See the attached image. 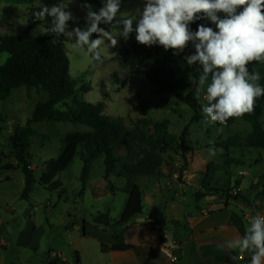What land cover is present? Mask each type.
<instances>
[{
  "label": "rangeland",
  "instance_id": "obj_1",
  "mask_svg": "<svg viewBox=\"0 0 264 264\" xmlns=\"http://www.w3.org/2000/svg\"><path fill=\"white\" fill-rule=\"evenodd\" d=\"M85 2L91 4L92 10L97 12L104 4V0H0V37L19 35L26 31L39 35L53 34L48 32L52 17L47 16L40 21L33 14L44 6L50 8L59 4L73 13L74 19L68 21L69 30L75 27L85 29L87 10L81 7ZM145 2L146 0H121L120 12L125 15L135 14L138 8L143 9ZM219 15L223 18L225 14ZM133 26L136 27L135 20ZM100 27L112 30L111 25L101 23ZM119 28L122 30L123 25ZM213 29L218 30L215 25ZM97 36L94 33L92 38ZM61 38L70 61V73L75 80L74 95L65 100L66 103L70 104L74 100L104 103L105 113L112 118L121 119L122 125L130 133L134 130L135 123L143 125L146 120L166 123L171 147L159 153L160 168L166 177L154 179L153 187L145 190V212L152 215L164 214L166 205L174 208L181 205L187 208L197 206L199 202L195 196L200 187L191 184L192 179L201 184L206 176V186L225 188L231 184L239 192L236 183H242V188L249 187L255 177L259 178L264 173V164L261 162L264 150L242 146L245 136L251 130L247 122L237 120L230 127H221L206 119L203 111L201 120L193 121L194 112L186 104L178 101L172 94H158L145 75L132 68L129 59L132 56L131 45L136 39L135 31L129 34L128 39L118 36L114 47L110 45V41L105 40V44L101 46L102 63L94 61L86 49L77 47L75 37L65 38L61 35ZM7 57V53L0 55V65ZM254 71L260 73L258 83L264 87V61L256 62ZM29 93L27 87L23 86L11 91L6 100H0V152L11 154L9 138L16 131L28 138L31 169L36 178L29 198L23 199V171L0 169V212L7 217L8 224V227L4 224L0 228V236L7 235L8 230V239L17 242L33 232V249L38 250L39 255L51 246L53 251L67 257L71 264H77V260L79 264H112L110 255L101 250V243L106 241L104 229L95 221L99 214H108L111 223L120 219L128 198L125 191L127 181L113 175L110 180L105 179L103 155L91 162L87 175L82 178L84 162L76 156L55 180L61 187L55 191L44 188L39 179L47 171L46 161L56 159L60 154L61 139L66 134L90 131V128L66 120L30 123L32 111L40 97L34 91L31 96H28ZM199 101L203 109L207 103L203 99V93ZM63 104L64 102L58 104L56 108L66 111ZM262 120L264 123V115ZM185 129L189 135L183 146L191 149L188 152L183 150L180 140ZM210 149H214L215 154ZM115 152L122 157L123 162H135L141 157L140 147L131 143L116 146ZM185 152L188 163L178 181L188 182L187 185L171 179L175 175L179 178ZM241 205L240 209L232 206L231 210L240 215L243 212L251 214L250 205ZM134 223L135 220L119 230L131 228ZM70 241L73 243L69 244ZM12 246H5L0 252H7L8 258H14L20 249L17 245ZM32 253L29 249L27 254Z\"/></svg>",
  "mask_w": 264,
  "mask_h": 264
},
{
  "label": "trees",
  "instance_id": "obj_2",
  "mask_svg": "<svg viewBox=\"0 0 264 264\" xmlns=\"http://www.w3.org/2000/svg\"><path fill=\"white\" fill-rule=\"evenodd\" d=\"M200 24L212 28L214 26L210 20H197L190 24L191 30L196 31ZM131 50L132 56L129 64L132 68L143 73L158 94H172L178 101L186 104L194 112L193 121L201 120L202 106L199 99L195 97L196 85L192 81H198L202 68L198 64L192 66L187 64V56L195 52L194 44L189 42L179 55H174L175 50L173 49L165 50L159 44L146 46L135 39ZM3 53H7L8 57L0 65L1 101L6 100L11 91L25 86L30 92L28 96H31V92L34 91L40 97L32 111L30 123L66 120L90 128V131L66 134L61 139L60 154L56 159L46 161L47 171L41 175L40 184L50 191L58 190L61 186L55 181L56 178L69 167L76 156L84 162L82 178H85L91 162L103 155L105 179L110 180L112 175L126 179L125 191L128 194L120 219L114 223H108L104 228L112 227L119 230L143 215V190L139 184L140 181L166 177L160 168L159 154L171 147L166 123L151 120H146L143 125L135 123L134 130L130 133L122 125L121 119L112 118L105 113L104 103H87L76 100L70 104L66 103L65 100L74 95L75 80L70 73V61L60 35H39L26 31L19 35L2 36L0 37V55ZM248 67L249 71H254L256 62L250 63ZM63 102L66 111L56 108ZM263 115L264 96H261L257 98L252 113L239 118H229L225 124L216 123L221 127H230L237 120L247 122L251 130L245 136L242 146L247 149L264 150ZM188 135V130L185 129L180 138L182 148L187 152L191 149L183 145L186 144ZM9 141L12 152L11 154L0 152V169L6 171L21 169L23 171L25 186L21 197L28 199L36 179L31 169L30 140L16 131L10 136ZM127 143L140 147L141 157L135 163L123 162L122 157L115 152L116 146ZM187 152L183 153L184 161L179 169L178 180H181L186 170ZM206 179L204 176L196 193L197 201L205 196H219L226 202L235 201L251 206L250 197L246 193L240 191L235 193L236 188H232L231 184L225 188L206 186ZM238 184L236 183L237 188ZM110 186L114 190L112 183ZM114 235L116 236V233ZM132 248L133 246L124 243H114L112 246L101 244L103 252H127ZM231 255L233 254L227 257V264H234L230 259ZM250 261V254L246 253L244 259L238 264H250Z\"/></svg>",
  "mask_w": 264,
  "mask_h": 264
},
{
  "label": "clouds",
  "instance_id": "obj_3",
  "mask_svg": "<svg viewBox=\"0 0 264 264\" xmlns=\"http://www.w3.org/2000/svg\"><path fill=\"white\" fill-rule=\"evenodd\" d=\"M81 7L87 10L85 29L69 30L68 21L74 16L63 4L44 6L33 15L40 21L51 16L48 32L75 37V45L101 63L105 40L114 47L118 36L128 39L133 31L138 43L159 44L165 50H175L174 55L192 42L195 52L187 56V64L202 68L198 81H192L195 97L200 99L203 93L207 103L202 111L212 122L225 124L229 118L250 114L257 98L264 96V87L258 83L260 73L248 67L252 62L264 61V0H146L143 9L131 15L120 12L121 0H104L98 12L86 2ZM218 13L225 15L221 18ZM197 20H210L218 30L200 24L192 31L190 24ZM101 23L111 25L112 30L100 27ZM94 33L98 34L95 39ZM209 151L215 154L214 149ZM245 230L242 238L229 240L227 247L249 253L250 264H264V215H254ZM230 259L238 264L243 257L233 254Z\"/></svg>",
  "mask_w": 264,
  "mask_h": 264
},
{
  "label": "crops",
  "instance_id": "obj_4",
  "mask_svg": "<svg viewBox=\"0 0 264 264\" xmlns=\"http://www.w3.org/2000/svg\"><path fill=\"white\" fill-rule=\"evenodd\" d=\"M135 162L129 161L127 163ZM261 162L264 164L262 154ZM171 179L178 181L176 175ZM154 183V180L140 181L143 197L145 190H150ZM180 184L187 185L189 183ZM238 186L240 192L246 193L250 197L251 214L244 212L242 215L237 214L231 210V207L240 209L242 203L226 202L219 196H205L198 201L196 200L199 204L192 208H187L184 205L176 208L172 205H166L164 214L155 213L152 215L147 213L143 205L144 214L139 217L150 220L138 222L135 219L136 223L133 227H126L122 231L112 227L105 229L104 226L111 221L108 214H99L95 222L103 227V233L106 235V241L101 244L112 246L114 243H124L133 246L127 252H102L110 255L113 260L112 264H227V257L230 254L242 256L244 259L247 252L241 253L239 250L229 249L227 242L237 237L242 238L246 231L245 225L250 222L254 215H264V173H261L259 178L255 177L249 187L242 188V183H239ZM6 218L0 212V228L4 224L8 227ZM73 230L76 231V229ZM6 232L7 235L0 236V249L9 245L11 248L12 245H17L20 252L14 258H8L7 252L4 254L0 252V264H51L52 262L71 264L67 257L60 252L53 251L51 246H48L46 252L39 255L38 250L33 249V232H29L27 236L17 242L15 240L16 243L8 239L9 231ZM68 235H70L69 231ZM173 242L176 243L173 250L180 248L182 253L177 263H172L163 251L164 245H171ZM71 243L73 241L69 242V244ZM220 245L224 247L221 248ZM29 249L32 250V254H27Z\"/></svg>",
  "mask_w": 264,
  "mask_h": 264
},
{
  "label": "built area",
  "instance_id": "obj_5",
  "mask_svg": "<svg viewBox=\"0 0 264 264\" xmlns=\"http://www.w3.org/2000/svg\"><path fill=\"white\" fill-rule=\"evenodd\" d=\"M176 243L173 242L171 245H164L163 246V251L167 254L169 260L172 263H177L178 262V257L175 255L173 247H175Z\"/></svg>",
  "mask_w": 264,
  "mask_h": 264
},
{
  "label": "water",
  "instance_id": "obj_6",
  "mask_svg": "<svg viewBox=\"0 0 264 264\" xmlns=\"http://www.w3.org/2000/svg\"><path fill=\"white\" fill-rule=\"evenodd\" d=\"M191 184H196L199 187L201 185L200 182L198 180H196V179H193L192 182H191ZM137 220H138V222H144V221L150 220V219L149 218H145V217H139V218H137ZM174 253H175V255L178 258H181L182 253H181V249L180 248L174 249Z\"/></svg>",
  "mask_w": 264,
  "mask_h": 264
}]
</instances>
